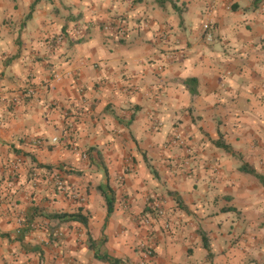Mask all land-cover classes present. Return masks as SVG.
Masks as SVG:
<instances>
[{"label": "crops", "instance_id": "crops-1", "mask_svg": "<svg viewBox=\"0 0 264 264\" xmlns=\"http://www.w3.org/2000/svg\"><path fill=\"white\" fill-rule=\"evenodd\" d=\"M116 18L123 35L104 29ZM91 146L109 169V216ZM60 159L67 195L52 189ZM242 160L264 174V4L0 0V264H110L91 237L128 264H264L263 189ZM150 192L170 209L148 225L131 210L150 215ZM80 210L87 227L49 237L47 213Z\"/></svg>", "mask_w": 264, "mask_h": 264}, {"label": "trees", "instance_id": "trees-1", "mask_svg": "<svg viewBox=\"0 0 264 264\" xmlns=\"http://www.w3.org/2000/svg\"><path fill=\"white\" fill-rule=\"evenodd\" d=\"M167 1H169V0H159V5L160 6H164L167 3ZM258 2H259V0H255V4L256 5H258ZM183 82H184L185 86L188 87V89L190 90V92H191V94L193 96H195L198 93L199 79L197 77H188ZM217 144H218V146L224 148L227 152H230L234 156H237L230 145H228V144H226L224 142H218ZM85 154H86V156H87V158H88V160L90 162V165H93V166L97 167L99 170H101L102 172H104L105 186L104 185L101 186L100 189H101L102 195L104 196V198L106 200V205H107V209H108V216H109V215H111L113 213V211L115 209L116 198H115V194L113 193V191H112V189L110 187V184H109V172H108L109 169H108V166L106 165L104 156L101 153V150L99 149V147L91 146L88 149H86ZM40 166H43V165L40 164ZM239 168L244 173L256 177L259 180V182L264 185V174L259 173L257 171V169L254 168V166H252L250 163H248L246 161H243ZM169 193L176 200V202L178 204V207H180L183 211H185L187 213L190 212L189 206L184 202L182 196L177 191H169ZM149 210L153 211L150 207H149ZM166 213L167 212L165 210V216H166ZM165 216L164 217H160V218L165 220ZM46 217H49L52 221H54V220L58 221L55 226H51L52 233H50V235H49V237L51 239L52 238H54V239L56 238L53 235H54L55 231L57 229H59V227H60V225L62 223L77 221V222H80L81 224H83L86 227L88 226V218L81 210L80 211H75V212L47 213ZM157 218H158V215H157ZM157 218H155V220H157ZM31 221H33V219ZM31 221H29V222H31ZM28 224H30V223H28ZM202 238H203L204 247L209 249L210 245H209L206 233L202 232ZM90 240H91V246H93L92 248L95 249V255L100 260L108 262L110 264H128L127 261L122 259V258L114 257V256H112V255H110L108 253H101L100 250L96 249V242L93 241L92 237L90 238ZM104 240H105V238H104ZM102 242H104V241H102Z\"/></svg>", "mask_w": 264, "mask_h": 264}, {"label": "rangeland", "instance_id": "rangeland-1", "mask_svg": "<svg viewBox=\"0 0 264 264\" xmlns=\"http://www.w3.org/2000/svg\"><path fill=\"white\" fill-rule=\"evenodd\" d=\"M259 3L261 5H263L264 4V0H259ZM59 142H61V140H59ZM67 145L70 146L71 143L68 142ZM236 157L238 158L239 156H236ZM59 165H69V164H67L64 160L60 159V160H58L57 163H55L54 165H51L49 167L51 169L50 175H51V177L53 176V179H52V184L53 185L51 184L52 185V189L55 190L56 192H59V191L64 192V194L67 195L68 192H66V190H64V189H61L59 187L60 186L59 183H56V182L58 180L59 181H63L65 187H66V185H69L70 187H73V184H72V182L70 183L69 180L66 179L65 176L62 175V173H59V172L56 171L55 168H59L60 167ZM175 165L178 167V166H180V163L179 162H176ZM262 165H264L263 162H262ZM63 169L70 171L69 173H71L73 176H76V175L77 176H80L81 173H82V171H78V170H72V169L69 170L67 168H63ZM147 170L151 171L155 178H159V174H158L159 172H158V170H156V168L154 167V165L149 164ZM102 173H104V172H102ZM41 175H43V172L41 174H38L37 176H41ZM250 179L253 182L257 183L261 187V189H263L262 192H261V194H262V197H264V188H263L264 185L262 183H260L259 180L256 177H254L252 175H250ZM65 181H67V182L65 183ZM72 189H74V188H72ZM158 199H160L161 202H157ZM146 205L153 210V211H150L148 213L151 216L157 218V209L163 207L166 210V212H167L165 218H167V217L169 218L168 210L170 208L166 206V203H163L162 202V198L160 196L152 195V193L150 192L149 194H147L146 199H145V206ZM142 209H144V208H142ZM131 213L133 215H135L136 219H142V220H144V217L148 216V215L145 214V212H143V211H141V212H135L134 209L131 210ZM157 219H161V218L158 217ZM145 224H147V223H145ZM145 247H147V249L150 248V246H147V245Z\"/></svg>", "mask_w": 264, "mask_h": 264}, {"label": "built area", "instance_id": "built-area-1", "mask_svg": "<svg viewBox=\"0 0 264 264\" xmlns=\"http://www.w3.org/2000/svg\"><path fill=\"white\" fill-rule=\"evenodd\" d=\"M105 31L111 33V34H115V35H123L125 34V24L124 22L120 19V18H116L114 20H112L111 22L107 23L104 27ZM213 29L212 23L210 22H205L203 25V31L209 32V37L211 38L212 34H211V30ZM29 96H31L33 93L32 91H29ZM180 139V136H176L174 142H177ZM57 138L53 139V142H56ZM37 143H44V139H38ZM57 183H59V187L61 189H65L64 183L63 181H57ZM126 209L128 208V204L126 205ZM157 215L158 217H164L165 216V210L163 208H159L157 210ZM145 223L147 224H152L155 222V218L152 217L151 215H148L146 217H144L143 220ZM164 226L166 229H170L171 228V222L170 221H165L164 222ZM148 254L151 253V250H147Z\"/></svg>", "mask_w": 264, "mask_h": 264}]
</instances>
